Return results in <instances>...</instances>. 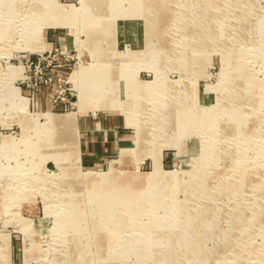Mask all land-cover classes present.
I'll return each mask as SVG.
<instances>
[{
    "label": "rangeland",
    "instance_id": "374dc122",
    "mask_svg": "<svg viewBox=\"0 0 264 264\" xmlns=\"http://www.w3.org/2000/svg\"><path fill=\"white\" fill-rule=\"evenodd\" d=\"M263 181L264 0H0V264H264Z\"/></svg>",
    "mask_w": 264,
    "mask_h": 264
},
{
    "label": "crops",
    "instance_id": "0c3cea01",
    "mask_svg": "<svg viewBox=\"0 0 264 264\" xmlns=\"http://www.w3.org/2000/svg\"><path fill=\"white\" fill-rule=\"evenodd\" d=\"M91 126H94L92 128L93 130L87 129L85 125H83L81 130V133L83 134L81 150L84 156H102L107 153V151L116 148L120 143L121 137L118 132H116V129L112 130L113 133H108L109 129L99 131L96 125Z\"/></svg>",
    "mask_w": 264,
    "mask_h": 264
},
{
    "label": "bare ground",
    "instance_id": "6f19581e",
    "mask_svg": "<svg viewBox=\"0 0 264 264\" xmlns=\"http://www.w3.org/2000/svg\"><path fill=\"white\" fill-rule=\"evenodd\" d=\"M163 4V3H162ZM183 4V3H182ZM163 6V5H162ZM167 6V5H166ZM189 6V5H188ZM192 13H193V11H192ZM145 50V49H144ZM80 71V72H79ZM79 71L78 72H76V73H73L72 74V76H71V78H73V80L74 81H78V79H80V80H82V78L84 77H86L87 75L86 74H84V72L83 73H81V71H82V66L80 67V69H79ZM81 73V74H80ZM80 77V78H79ZM72 80V79H71ZM97 83V82H96ZM145 86V85H144ZM75 88L77 89V95H79L80 94V92L82 93V89H83V94H87V93H89V95H93V93H94V89L93 88H91V87H85V89L82 87V85H80V84H78V83H76L75 84ZM133 90V89H132ZM94 96H96V95H94ZM101 96V95H100ZM99 95H98V97H100ZM98 97H96V98H98ZM111 99V98H110ZM112 102H114L113 100H112ZM111 103V102H110ZM84 104H85V100L83 99V97L82 96H80V101H79V103H78V107H79V109H81V108H83V106H84ZM107 106V105H106ZM106 106H99V107H97V108H103V107H106ZM234 106V105H233ZM235 109V108H234ZM258 109V108H257ZM236 110V109H235ZM237 111V110H236ZM238 112V111H237ZM123 114H125V113H123ZM218 114V113H217ZM71 118V117H70ZM248 118V117H247ZM180 120V119H179ZM247 120V119H246ZM223 124V123H222ZM161 125V124H160ZM225 127V126H224ZM227 128V127H226ZM226 128H222L223 130H225V131H228V129H226ZM231 128H233V127H231ZM260 127L258 126V129H259ZM257 129V130H258ZM261 129V128H260ZM212 131H213V129H211ZM240 130V129H239ZM209 131V130H208ZM212 131H210V134L212 133ZM232 131V130H231ZM242 131V130H241ZM260 131V130H259ZM214 132V131H213ZM236 132V131H235ZM256 132V131H255ZM227 133V132H226ZM241 133V132H240ZM232 135V134H231ZM236 135V134H235ZM242 135V134H241ZM243 136V135H242ZM241 137V136H240ZM251 137V136H250ZM230 138V137H229ZM252 140V139H251ZM250 142V141H249ZM206 145H205V148L208 150V152H209V149H212L211 148V143H205ZM248 144V143H247ZM218 145V144H217ZM222 149V148H221ZM221 154V153H220ZM221 157H222V155H221ZM206 158V157H205ZM211 158V157H210ZM213 158V157H212ZM235 162V161H234ZM152 167H153V171L152 172H160V170H161V167L159 166V160H158V158H156V157H154V159L152 160ZM203 167V166H202ZM76 174V173H75ZM243 174L247 177V174L245 173V171H243ZM249 176V175H248ZM87 177V176H86ZM141 177V176H140ZM238 177V176H237ZM91 178V177H90ZM120 178V177H119ZM125 178V177H124ZM151 179V178H150ZM203 179V178H202ZM22 180H23V178H21L20 179V181L22 182ZM124 180V179H123ZM122 180V181H123ZM131 180V179H130ZM245 180H246V178H245ZM101 181V180H100ZM121 181V180H120ZM145 181V180H144ZM163 181H164V179H163ZM21 182H19V185H21L22 183ZM29 182V181H28ZM98 182V181H97ZM227 182V181H226ZM83 183V182H82ZM100 183V182H99ZM144 183V182H143ZM168 183V182H167ZM65 184V183H64ZM103 184V183H102ZM166 184V183H165ZM229 184V183H228ZM84 185V184H83ZM124 185V184H123ZM122 185V186H123ZM140 185V184H139ZM164 185V184H163ZM263 185H264V181H263ZM102 186V185H101ZM106 186V185H105ZM142 186H143V184H142ZM167 186V185H166ZM88 187V186H87ZM130 187V186H129ZM154 188V187H153ZM97 189V188H96ZM116 190V189H115ZM122 191H125V189L124 190H122ZM121 191V192H122ZM101 192H102V190H101ZM144 192V191H143ZM108 193V192H107ZM123 193H125V192H123ZM132 193H134V192H132ZM26 194V193H25ZM121 194V193H120ZM119 197L121 196V198L119 199L120 201L122 200V201H125L126 200V198H125V195H118ZM18 197V196H17ZM108 198V197H107ZM103 199V198H102ZM141 199H143V197L141 198ZM153 199V198H152ZM98 200V199H97ZM136 202V201H135ZM102 204L103 203H101V206H102ZM124 204V203H123ZM122 205V204H121ZM44 211L46 212V209H44ZM169 212V211H168ZM105 218V217H104ZM19 222H21V224L19 225V226H21V228L24 230V231H22L23 233H26V232H29V231H31V230H34L33 229V227L34 226H31L30 224H29V222L28 221H23V220H18ZM42 221L41 220H37L36 221V224H39V223H41ZM118 226V225H117ZM67 232V230H63V228H62V232ZM81 231V230H80ZM153 231V230H152ZM167 232V231H166ZM73 233V232H72ZM69 242V241H68ZM67 245H69V243H67L66 242V246ZM68 247V246H67Z\"/></svg>",
    "mask_w": 264,
    "mask_h": 264
},
{
    "label": "built area",
    "instance_id": "2783aa9c",
    "mask_svg": "<svg viewBox=\"0 0 264 264\" xmlns=\"http://www.w3.org/2000/svg\"><path fill=\"white\" fill-rule=\"evenodd\" d=\"M41 56V55H39ZM39 58H42V57H39ZM38 60V63L41 64L42 63V60L40 59H37ZM34 79V86L38 87V86H49L50 84H52L54 78L51 74L47 73V71H44L41 70L40 68H38L35 72H34V75L32 76V78L30 79V81ZM35 87V88H36ZM28 88H32L28 85ZM33 93L31 94V97L32 99L34 98L33 97Z\"/></svg>",
    "mask_w": 264,
    "mask_h": 264
}]
</instances>
